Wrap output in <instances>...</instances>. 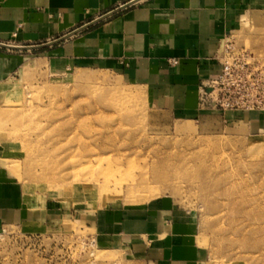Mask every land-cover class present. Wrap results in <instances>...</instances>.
<instances>
[{
	"label": "rangeland",
	"instance_id": "1",
	"mask_svg": "<svg viewBox=\"0 0 264 264\" xmlns=\"http://www.w3.org/2000/svg\"><path fill=\"white\" fill-rule=\"evenodd\" d=\"M257 15L264 16V11L246 18L229 39L246 64L240 91L234 96L239 102L260 103L263 109L203 108L207 117L200 121L157 110L146 89L117 70L66 65L48 54L50 46L24 52L22 67L0 85L6 86L0 92V168L21 186L26 207L38 218L0 225V264H149L142 255L144 248L138 249L140 240L113 238L104 232L102 221L109 212L137 210L152 203H163L162 219L167 225L179 221L186 226L183 233L199 252L196 264H264V259L246 254L264 249V234L260 237L252 230L260 223L245 211L259 210L264 216V22L256 24L252 18ZM115 87L137 94L134 120L126 118L121 101L109 95ZM15 111H21L20 117L31 124L59 122L66 132L61 145L86 143L89 137L115 132L120 141L124 139V144L117 143L119 150L129 152L135 165L140 162L138 166H143L145 158L150 163L168 157L170 163L179 164L188 163L192 156L189 165L196 169L188 171L192 169L198 179L170 176L165 184H151L133 198L125 197V190L117 196L113 183L111 190L104 191L94 182L73 181V170L61 158L66 147L58 150L57 145L53 152L55 147L49 143L40 159L34 151L35 138L14 132L8 114ZM183 124L192 131L178 130ZM55 131L51 127L46 137L55 139ZM107 154L115 157V153ZM51 167L52 177L48 175ZM262 216L259 221L264 223ZM244 234L252 236L246 239Z\"/></svg>",
	"mask_w": 264,
	"mask_h": 264
},
{
	"label": "crops",
	"instance_id": "2",
	"mask_svg": "<svg viewBox=\"0 0 264 264\" xmlns=\"http://www.w3.org/2000/svg\"><path fill=\"white\" fill-rule=\"evenodd\" d=\"M262 11L264 0H0V44L26 48L0 47V85L22 67L24 52L50 46L57 61L117 70L140 83L157 110L200 121L207 114L199 91L219 70L221 43ZM163 207L109 212L103 230L140 240L149 264H196L199 252L183 233L186 226L179 216L167 225ZM37 218L21 186L0 168V225Z\"/></svg>",
	"mask_w": 264,
	"mask_h": 264
},
{
	"label": "bare ground",
	"instance_id": "3",
	"mask_svg": "<svg viewBox=\"0 0 264 264\" xmlns=\"http://www.w3.org/2000/svg\"><path fill=\"white\" fill-rule=\"evenodd\" d=\"M252 19L256 24H260L261 22L262 23L264 22V16L257 15L255 17H253ZM8 47L14 48L16 46L8 45ZM78 77L81 79H86V80L90 79L89 77L85 76V74H79ZM115 88L116 89H114V90H110L111 93H109V95L110 96L113 95L114 97L118 98L121 101L120 105L123 106L121 109L124 111L126 118H130L131 120H134L136 117V110H135L136 106H135V104H136V100H137V98H136L137 94H133L131 92H126L125 90L120 89L119 87H115ZM11 107L13 108V106H11ZM9 110H11V109H9ZM20 112L21 111H15V112L8 114L9 119L13 122V125L15 128L14 132H17L19 136H22L24 138H31V137L35 138V140L37 141L38 144L35 147L34 151L38 154L40 159H44L43 156H44L45 149H47V147H46L47 144L53 143L52 149L55 146L60 145L58 150H62L63 147L65 146L66 149L64 151H66L67 153L62 152L64 154H61V158L64 157L67 160L66 165L69 166L71 168V170H73V172H74V174L72 175L73 181L94 182L98 186L101 185L102 188L104 189V191L105 190L106 191L111 190V189H109L110 188L109 184L113 183V189L119 190V193L116 194L117 196H120L122 191L125 190V192H126L125 197L133 198L137 192L139 193L142 189H144L147 186H150L151 184H154V185L165 184L166 183L165 181L170 176H173L174 178H180L181 180H186V181H195L198 179L196 177V175L193 174V172H194L193 170H195L196 167L194 168L193 165L190 167V165H191L190 161H193V158H191L192 156L187 158L188 163L181 161L179 164L177 162L170 163L169 162L170 160L167 159L168 158L167 156H166L167 160L164 157L163 158L157 157V158L151 160L150 163H147L145 161V159H146L145 158L143 161V163H144L143 166H138L140 162L139 163L137 162L138 165L136 164L137 165L136 166L134 164V161L136 163V160L133 159L134 160L133 161L132 158H130V156L128 155L129 152L126 153L125 150L124 151L119 150L117 143L124 144V142H123L124 139H123V141H120L121 139L119 140V136L117 134H115V132H111V133H107V134L104 133L105 135L99 136L98 139H92L91 137H89L87 139L86 143L83 140H77L76 144H72L74 142L73 141L72 143L68 142V143L61 145L62 142L64 141L61 138L66 136V134H65L66 132L64 130H62L63 127L59 122H56V120L51 119V120H46L45 123H42V124L41 123L40 124L39 123L38 124H36V123L31 124L27 120L25 121L22 117H20ZM4 114L2 113V115H4ZM51 127H53V129L56 130L55 131L56 133H54L55 135H53V137L55 139L46 137L47 132ZM177 129L180 131H187V132L192 131V128L187 124H183L181 126H178ZM5 137H7V136H5ZM127 146H129V145H127ZM56 148L57 147L54 148L53 152L56 151ZM24 151H26V150H24ZM130 152H131V149H130ZM106 153H108V154L109 153H111V154L115 153L114 154L115 157H111V156L105 157ZM190 155H192V154H190ZM164 156H165V154H164ZM199 157H197L195 159H201ZM184 160H186V159H184ZM203 166L205 167L206 164ZM208 166H210V165H208ZM54 168L56 169L55 165H53V170H54ZM190 168L193 169V170L191 169V172L188 171ZM201 168H202V166H201ZM205 168H208V167H205ZM51 169H52V167L50 169H48V175H50L52 177L54 172H52L53 170H51ZM181 169L183 170L182 172H181ZM57 173L59 174L60 172L57 171ZM79 175H83V176H85V178H82L79 180L78 179V178H80V177H78ZM62 181H63V179L61 180V182ZM75 195H77V194H75ZM233 204H234V202H233ZM248 210H245L247 212V215L249 213H252L253 216L255 215V217H256L255 220L256 219L258 220L256 222L260 223V224H256L257 226H255L253 224L255 226V227H252L253 232L257 235L258 234L261 235L260 237H262V235L264 234V223L262 220H261V222L259 221V219H261L262 213H260L259 210L257 212H253L250 209H248ZM233 211H234V209L232 208L231 212H233ZM245 211H243V213H245ZM239 214H242L241 211ZM243 215H245V214H243ZM262 217H264V216H262ZM251 219H253V218L251 217ZM250 221L251 222H249V223H252V220H250ZM261 223H263V224H261ZM249 230L251 232V229H249ZM254 233L252 235H255ZM244 236H246V235L244 234ZM248 236H246L247 237L246 239H249L251 237V236H249V238H248ZM253 238H255V237L253 236ZM257 238H259V236L256 237L255 239H257ZM261 240H264V239H261ZM252 241H253V239H252ZM252 241H249V242H252ZM255 242H257V240H255ZM255 242H252V244H250V245H253V243H255ZM248 244H246V247ZM257 244H260V243L257 242ZM257 244L254 246H257ZM243 245H245V243ZM262 245H264V243H262ZM257 247H260V246H257ZM257 249H259V248H256L255 251H257ZM255 251H250L248 253L246 252V254H248L247 256H250L252 258L253 257L259 258L260 260L263 261L264 249L261 248L257 252H255Z\"/></svg>",
	"mask_w": 264,
	"mask_h": 264
},
{
	"label": "built area",
	"instance_id": "4",
	"mask_svg": "<svg viewBox=\"0 0 264 264\" xmlns=\"http://www.w3.org/2000/svg\"><path fill=\"white\" fill-rule=\"evenodd\" d=\"M230 36L221 43L216 59L219 63L217 74L207 80L199 91L198 105L201 108L224 110H259L260 103L248 101L239 102L235 94L239 92V85L246 73V64L241 63L242 55L235 54ZM238 80V81H237Z\"/></svg>",
	"mask_w": 264,
	"mask_h": 264
},
{
	"label": "water",
	"instance_id": "5",
	"mask_svg": "<svg viewBox=\"0 0 264 264\" xmlns=\"http://www.w3.org/2000/svg\"><path fill=\"white\" fill-rule=\"evenodd\" d=\"M132 3H134V2H132ZM132 3H129V4H126V5L122 6L118 11L127 8V7L130 6ZM0 47H6V48H9L8 46H5V45H3V44H0ZM11 49H26V48H17V47H14V48H11ZM29 49H30V48H29Z\"/></svg>",
	"mask_w": 264,
	"mask_h": 264
}]
</instances>
